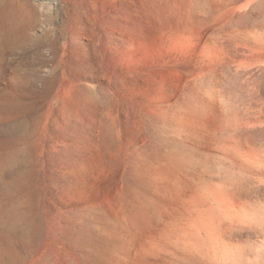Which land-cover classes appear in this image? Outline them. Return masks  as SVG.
<instances>
[{
	"label": "bare ground",
	"instance_id": "obj_1",
	"mask_svg": "<svg viewBox=\"0 0 264 264\" xmlns=\"http://www.w3.org/2000/svg\"><path fill=\"white\" fill-rule=\"evenodd\" d=\"M258 1L205 0L200 5L182 0L172 33L178 44L188 45L183 51L190 68L183 62L184 72L195 85L199 77L203 81L209 76V69L238 63L241 96L236 92L240 99L233 100L215 82L212 87L217 89L208 86L197 93V103H154L137 113L135 140L122 136L129 120L125 114L127 120L114 116L109 127L106 121L98 124L93 145L100 170L110 153L124 195L110 219H96L93 213L87 225L79 201L71 209L65 199L52 196L54 178L64 187L69 145L48 134L38 105L63 84L55 75L61 66L57 44H45L38 62L46 76L33 69V63L28 75L9 79L10 87L0 84V264H47L46 247L54 243L65 251L67 231L75 239L73 258L59 264H81L85 226L96 228L108 243L107 257L95 256L103 264H264V34L247 20ZM16 2L0 0L2 84L6 56L34 40L29 33L31 12L29 20L20 23ZM8 59L14 67L16 61ZM256 66L261 72H253ZM217 72L215 78L223 77V70ZM53 153L59 155L56 177Z\"/></svg>",
	"mask_w": 264,
	"mask_h": 264
},
{
	"label": "rangeland",
	"instance_id": "obj_2",
	"mask_svg": "<svg viewBox=\"0 0 264 264\" xmlns=\"http://www.w3.org/2000/svg\"><path fill=\"white\" fill-rule=\"evenodd\" d=\"M15 1H17L15 7L18 8L17 21L22 23L29 20L27 13L31 12L29 33L34 40L30 45L26 44L6 56L7 71L4 73L3 84H0L3 87H10L9 79L28 75L33 63L37 66L33 69L43 77L46 76L47 71H44L38 62L43 57L44 47L48 43L57 44L61 66L55 75L63 84L56 87L50 97L45 101L41 100L38 105L39 112L43 114L47 122L48 134L55 137L58 142L65 139L64 141L69 145V150L64 155L62 181L64 187H60L55 182L57 179L54 178L52 196L56 201L65 199L70 203L71 209L79 201V205L84 209L85 220H88L87 225L88 222L93 221L91 220L93 213L96 219L103 216L105 219H110L113 216L114 205L120 200L124 201L123 191L116 180L118 168L110 153L105 155L104 171L100 170L99 152L95 147L98 124L106 121L104 124L110 125L114 116L127 120L125 119L127 115L129 120L122 126L123 134L125 133L122 136L124 140H135L138 138L136 136H139V131L133 126L134 120L138 118L141 111L146 110L144 108L154 103L174 102L178 99L179 102L197 103V93L207 91L208 86L209 89L216 88L212 87L215 84L216 86L219 84L217 88L223 89L221 91H225L233 100L237 96L240 99L241 76L236 72H241V67L238 63L231 61L230 64L234 66L231 64L219 69L223 70V73L225 71L226 77L228 78L227 75H229L231 81L225 79L223 73L221 74L223 77L219 75L220 78H215L219 70L214 68L208 70L210 74L212 73L209 76L211 79L214 77V80L208 79L210 77L207 73L203 77L204 80L201 81L199 77L195 85L193 81L191 82L192 77L186 74L187 65L189 68L190 65L187 63L183 49L188 45L182 42L178 44L172 33L174 26L178 24V12L182 6V0H42L41 3L38 0ZM197 1L203 5L205 0ZM247 20L250 24L258 26L264 34V0H259L250 9ZM175 45L182 47V53H179L181 47L179 46L180 49H178ZM239 53L237 58L241 61V51ZM8 58L16 61L14 67L7 64ZM259 69V66L253 67V72H261ZM10 74L11 77H9ZM209 81H213L212 84ZM36 82L39 84L41 81ZM203 82L206 83L205 87ZM230 83L233 87H230ZM236 83L240 88L236 86ZM199 86H201L200 89H198ZM236 92L240 96L236 95ZM172 97H174L173 100ZM52 159L53 164L56 163L59 155L53 153ZM53 167L55 176L58 170L57 165L54 164ZM96 212L99 214L97 215ZM86 227L82 235L83 247L86 248L82 247L83 252H80L81 264H103L104 262L101 263L103 260H98L95 256L102 254V258L107 257L108 243L104 241V235L100 236L96 228ZM71 236L69 231L64 234L65 251L63 248L55 247L54 243L46 247L47 264H50L49 261L53 262L52 264L67 263L66 257L67 260L73 258L75 239ZM103 250L107 254L101 252ZM75 264L78 263L75 262Z\"/></svg>",
	"mask_w": 264,
	"mask_h": 264
}]
</instances>
